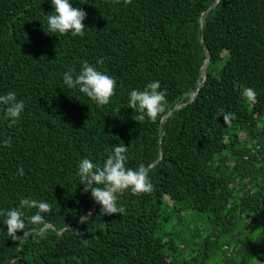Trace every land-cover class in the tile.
<instances>
[{"label": "trees", "instance_id": "obj_1", "mask_svg": "<svg viewBox=\"0 0 264 264\" xmlns=\"http://www.w3.org/2000/svg\"><path fill=\"white\" fill-rule=\"evenodd\" d=\"M73 3L88 14L83 38L48 32L51 0H0V94L26 102L13 127L0 114V144L12 140L0 147V210L52 205L38 243L9 238L0 216V264H264V0ZM85 61L116 79L108 105L63 84ZM154 80L168 111L140 123L128 93ZM120 143L153 190L101 216L78 163L102 165Z\"/></svg>", "mask_w": 264, "mask_h": 264}, {"label": "clouds", "instance_id": "obj_2", "mask_svg": "<svg viewBox=\"0 0 264 264\" xmlns=\"http://www.w3.org/2000/svg\"><path fill=\"white\" fill-rule=\"evenodd\" d=\"M117 3L120 0H116ZM125 6L132 4L133 0H123ZM54 7L52 14L47 15L48 32L57 36L81 37L86 35L88 28L84 21L87 12L82 7H74L73 0H51ZM63 84L69 90H76L90 98L97 106L108 105L117 91V81L114 77L101 71L97 65L84 62L79 72L68 69L62 74ZM241 97L245 100H254L253 89L241 85ZM194 96L197 95L196 91ZM192 96V97H194ZM128 108L135 110L134 119L142 123L146 119L155 122L161 114L168 111L167 92L162 88L159 80H154L141 89H131L128 93ZM26 111V102L18 98L15 91L0 94V114L9 127L15 126ZM225 123L236 118L230 111L221 110ZM11 138L4 140L0 147H9ZM129 147L120 143L109 150L103 164L91 158H83L78 163V176L84 192H91L92 199L100 207V215L124 214L125 208L120 204V197L126 192L133 195L148 194L153 190L149 171L141 165L136 169L127 167ZM23 175V168L20 169ZM36 210L31 216L28 211ZM52 205L44 200L31 197L21 198L19 205L9 210H0L2 223L6 225L7 235L12 240L27 238L30 234L35 242L47 238L46 214H50ZM82 223H87L88 216H81ZM28 224L35 226L25 231ZM22 232L23 237L17 235Z\"/></svg>", "mask_w": 264, "mask_h": 264}, {"label": "water", "instance_id": "obj_3", "mask_svg": "<svg viewBox=\"0 0 264 264\" xmlns=\"http://www.w3.org/2000/svg\"><path fill=\"white\" fill-rule=\"evenodd\" d=\"M209 55H210V53H209ZM211 56V55H210ZM205 79L207 78V69L205 70ZM204 84V82L200 85V87L198 88V89H200L201 87H202V85ZM193 93H195V92H193ZM191 100H193V98L191 99ZM181 107V105H177L176 107H175V110L176 109H178V108H180ZM166 118H168V117H166ZM165 118V119H166Z\"/></svg>", "mask_w": 264, "mask_h": 264}, {"label": "rangeland", "instance_id": "obj_4", "mask_svg": "<svg viewBox=\"0 0 264 264\" xmlns=\"http://www.w3.org/2000/svg\"><path fill=\"white\" fill-rule=\"evenodd\" d=\"M192 96H194V94H192Z\"/></svg>", "mask_w": 264, "mask_h": 264}]
</instances>
